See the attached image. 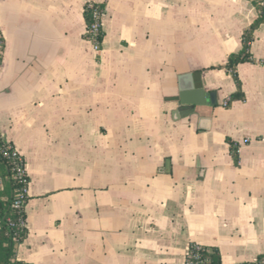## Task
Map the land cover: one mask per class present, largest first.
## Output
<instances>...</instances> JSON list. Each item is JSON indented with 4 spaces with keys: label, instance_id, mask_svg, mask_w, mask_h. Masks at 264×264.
I'll return each instance as SVG.
<instances>
[{
    "label": "crops",
    "instance_id": "obj_1",
    "mask_svg": "<svg viewBox=\"0 0 264 264\" xmlns=\"http://www.w3.org/2000/svg\"><path fill=\"white\" fill-rule=\"evenodd\" d=\"M254 0H0V137L23 157L26 264H222L264 253V23ZM102 4V39L85 3ZM198 71L214 105L168 96ZM174 112V113H173ZM233 144V151L231 145Z\"/></svg>",
    "mask_w": 264,
    "mask_h": 264
},
{
    "label": "trees",
    "instance_id": "obj_2",
    "mask_svg": "<svg viewBox=\"0 0 264 264\" xmlns=\"http://www.w3.org/2000/svg\"><path fill=\"white\" fill-rule=\"evenodd\" d=\"M253 4L256 8V16L241 34V48L227 55L225 63L222 64L231 74L235 81L236 89L229 94V100L240 99L243 93L240 88V81L236 73V65L239 62L250 60L249 46L253 39V31L264 23V0H254ZM102 11V4L96 3L94 6ZM92 7L85 3L83 8V18L86 27H89L93 21ZM85 36L95 41L97 47L102 39V32L91 33L85 31ZM3 36L0 33V61L3 50ZM8 142L0 137V264H26L22 260L16 258V249L26 236L27 229L25 225L24 203L27 195L24 194L19 207H13L16 190L21 186L19 179L14 176V160L7 156L5 152L8 150ZM231 150L233 151V144ZM28 179V178H27ZM201 257L203 264H222L219 254L215 248H207L202 246ZM238 264H264V253L257 256L254 261L242 262Z\"/></svg>",
    "mask_w": 264,
    "mask_h": 264
},
{
    "label": "water",
    "instance_id": "obj_3",
    "mask_svg": "<svg viewBox=\"0 0 264 264\" xmlns=\"http://www.w3.org/2000/svg\"><path fill=\"white\" fill-rule=\"evenodd\" d=\"M168 100L175 102L174 112L179 117L197 113L200 105H214L216 102L215 91L204 90L198 71L178 75L176 90L168 96Z\"/></svg>",
    "mask_w": 264,
    "mask_h": 264
},
{
    "label": "built area",
    "instance_id": "obj_4",
    "mask_svg": "<svg viewBox=\"0 0 264 264\" xmlns=\"http://www.w3.org/2000/svg\"><path fill=\"white\" fill-rule=\"evenodd\" d=\"M95 2H88V5L91 6L92 9V16L93 21L90 24L89 27H86V31H90L91 33H96L99 30H101V16L102 11L97 8ZM92 45L94 48L97 47V43L95 41H92ZM8 150L5 152L7 156L12 158L14 160L15 166H14V176H16L19 181L21 182V186L16 190L14 200L12 202L13 207H19L21 204V200L24 197V194H26V188H27V175L24 169V159L19 154V152L12 146L8 145ZM201 248L202 246L198 243H192L189 245L185 256L183 260V264H203V260L201 257Z\"/></svg>",
    "mask_w": 264,
    "mask_h": 264
}]
</instances>
